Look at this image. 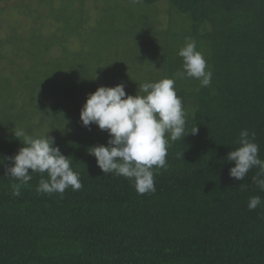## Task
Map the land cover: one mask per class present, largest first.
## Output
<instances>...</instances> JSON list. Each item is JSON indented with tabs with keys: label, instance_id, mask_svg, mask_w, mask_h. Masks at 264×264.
Wrapping results in <instances>:
<instances>
[{
	"label": "trees",
	"instance_id": "trees-1",
	"mask_svg": "<svg viewBox=\"0 0 264 264\" xmlns=\"http://www.w3.org/2000/svg\"><path fill=\"white\" fill-rule=\"evenodd\" d=\"M23 1L12 11L33 25L25 34L15 28L3 35L0 50V59H31L16 68L25 81L14 87L5 78L0 92V264H264V203L248 209L250 197L264 201V190L252 180L259 169L236 180L229 174L235 162L226 160L239 147L242 129L256 132L264 159V0H166L171 12L186 16V27L176 30L171 19L167 31L153 33L166 40L164 78L182 69L178 52L193 40L198 51L205 50L212 81L201 87L195 78L176 80L186 136L170 142L167 170L155 174V192L143 195L130 179L104 173L89 154L109 137L93 138L95 124H82L80 101L102 86L92 73L98 57L119 48L124 38L152 35L146 29L151 9L162 0H101L93 25L89 0H32L30 8ZM46 20L50 31L40 27ZM79 37L82 49H69ZM57 44L62 54L47 56ZM15 48L29 55L19 56ZM21 89L30 101L36 89L53 91L50 106L40 107L42 121L48 118L65 132L52 137L54 146L72 161L80 190L38 192L48 176L33 172L20 195L12 194V184L19 182L6 172L12 166L8 157L24 146L14 130L41 136L27 121L28 111L14 112ZM195 127L198 132L191 134Z\"/></svg>",
	"mask_w": 264,
	"mask_h": 264
},
{
	"label": "clouds",
	"instance_id": "clouds-1",
	"mask_svg": "<svg viewBox=\"0 0 264 264\" xmlns=\"http://www.w3.org/2000/svg\"><path fill=\"white\" fill-rule=\"evenodd\" d=\"M178 55L183 59V66L172 77L139 84L136 95L126 94L123 83L99 86L88 94L81 108L80 119L84 126L96 124L109 134L107 145L92 146L89 154L96 157L104 173L133 181L141 195L155 192L154 177L160 169L167 170L170 142L186 136V112L177 94L176 80L195 78L201 87L209 86L212 81V72L207 69L206 59L197 50L195 41L186 42ZM197 132L198 127H195L190 133ZM14 134L24 144L16 155L8 157L12 166L6 172L19 182L12 184L14 196L20 195L21 185L32 179L30 173L33 172L47 173L48 178H41L37 186L41 193L63 194L69 187L73 191L82 188L72 161L62 154L59 146H54L52 137L33 136L23 130H14ZM255 140L254 130L242 129L237 140L239 147L230 151L226 160L235 162L229 174L236 180H243L251 169L258 168L252 180L264 190V159L259 156L260 146ZM262 203L258 195L250 197L248 209L255 210Z\"/></svg>",
	"mask_w": 264,
	"mask_h": 264
},
{
	"label": "rangeland",
	"instance_id": "rangeland-1",
	"mask_svg": "<svg viewBox=\"0 0 264 264\" xmlns=\"http://www.w3.org/2000/svg\"><path fill=\"white\" fill-rule=\"evenodd\" d=\"M23 0H0V50L2 48V37L3 35H11V31L15 28L17 30L18 35H20L23 31L30 28L33 24L32 21L29 19H25L21 14H14L12 11V6L15 4L22 2ZM32 0H24L25 7L30 8ZM142 3L143 0H138ZM58 2V1H57ZM86 4L92 5L88 6L92 12H89V15L93 16L90 18V24L93 25L94 19H96L97 11L96 6L99 7L100 5L104 4L101 0H89ZM124 4H133L132 0H126ZM57 7V4H56ZM23 8V9H24ZM145 11H150L148 8H144ZM142 10V11H144ZM152 15L149 19V24L151 27H147L146 29L152 32V35H146L143 37H129L124 38L120 41V47L117 48L114 46L111 50L106 51L103 58L98 57L97 60L93 63V71L95 73V81H100L104 86H114V82L112 81L118 78V83H123L125 85L126 94L129 95H136L139 89V84H143L145 82H155L162 78H164L163 72V64L165 59L166 53V40L163 36H155L153 33H161L167 31L170 27L169 20L174 21V26L176 30H181V28H185L183 20L186 19L184 14L179 15L176 13L175 10L171 12L169 9V3L166 0L159 1L155 3L152 7ZM90 11V10H89ZM51 22L53 20H50ZM56 23V22H55ZM191 25V23H189ZM49 21H44L41 23L40 27L45 28V30H49ZM208 29V28H207ZM206 30V29H205ZM50 31V30H49ZM26 32V31H25ZM23 34H25L23 32ZM80 39V40H79ZM79 42L74 41L69 49L78 50L82 49L80 46L85 44L82 41L81 37H79ZM22 43L27 45L29 41L23 40ZM93 44L92 41L89 42V45H86L87 51L90 49L91 45ZM61 44L55 45L48 51V55H59L62 54V49L60 48ZM16 54L19 56L23 54H27L25 51H19L18 48H15ZM79 51H76L75 54H78ZM205 54V50H203ZM202 53V54H203ZM203 54V55H204ZM29 55V54H27ZM85 55V54H83ZM12 54H8L3 56L0 59V92L6 83L5 78H10V82L13 83L14 87H18L23 81H25L24 74L19 71L18 68L19 64H29L30 58L21 59V57H12ZM14 60V62H12ZM108 63V65H107ZM41 66V67H40ZM40 70L44 67L43 64L38 66ZM7 71L9 69L17 70L15 75H9ZM26 71V67H23ZM103 69V70H102ZM32 76L41 78L40 74H34ZM115 77V78H114ZM114 78V79H113ZM21 93L17 94V100L15 101V108L14 112L22 111L23 109L28 111L27 121L31 122L33 127V132L35 134L44 136L48 135L53 137L57 133L64 134L65 132L59 129L53 128L48 118H45L42 121V113L40 111V107L46 105L45 107H49L52 101L53 91H40L36 89L33 92L35 95V100H29L27 94L23 89H21ZM24 92V93H23ZM1 94V93H0ZM88 96V94H85ZM82 105L85 104L86 100L80 101ZM1 108V106H0ZM3 127V124L0 122V129ZM106 131V130H105ZM101 130L96 124L91 130L93 132V138L99 141H107L109 134ZM66 135V134H64ZM70 139L71 137L68 136Z\"/></svg>",
	"mask_w": 264,
	"mask_h": 264
}]
</instances>
